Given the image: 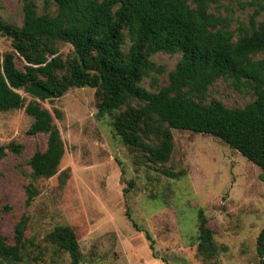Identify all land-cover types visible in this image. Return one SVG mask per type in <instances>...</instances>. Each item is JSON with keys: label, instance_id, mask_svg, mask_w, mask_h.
Instances as JSON below:
<instances>
[{"label": "trees", "instance_id": "trees-1", "mask_svg": "<svg viewBox=\"0 0 264 264\" xmlns=\"http://www.w3.org/2000/svg\"><path fill=\"white\" fill-rule=\"evenodd\" d=\"M212 1L45 0L39 13L35 0H20L21 24L0 20V35L13 48L0 61V112L23 108L20 91L43 102L71 88H93L97 119L110 117L115 136L147 163L169 161L171 130L177 129L217 138L257 166L264 181V19L256 20L264 14V0H253L248 25L236 31L210 11ZM51 4L54 13L48 11ZM59 44H68L70 54L60 56ZM158 54L179 55V60L168 72L167 84L149 91L142 82L164 72L151 60ZM16 59L23 62L22 69ZM219 79L251 93L252 101L242 108L207 102L209 87ZM25 112L33 119L27 134L47 135L45 150H36L28 161L31 175L49 179L64 154L59 131L38 103H28ZM8 148L21 151L15 144ZM3 151L1 147L0 158ZM37 194L26 187V206ZM25 225L24 219L15 225L12 244L0 234V264L22 261ZM197 227L198 254L216 258L219 249L202 210ZM45 238L68 255L70 264H80L71 226H55ZM257 252L264 254V230L257 237ZM162 261L172 264L179 258L171 253Z\"/></svg>", "mask_w": 264, "mask_h": 264}, {"label": "rangeland", "instance_id": "rangeland-1", "mask_svg": "<svg viewBox=\"0 0 264 264\" xmlns=\"http://www.w3.org/2000/svg\"><path fill=\"white\" fill-rule=\"evenodd\" d=\"M44 1L35 0L39 13ZM210 6L231 31L247 26L256 7L253 0H213ZM54 10L51 4L48 11ZM262 19L264 14L256 17ZM0 20L19 26L20 0H0ZM12 50L11 41L0 35V61ZM70 52L68 44L58 45L60 56ZM151 60L164 72L142 85L155 91L167 84L179 55L158 54ZM15 64L19 69L24 65L20 59ZM20 94L23 108L0 112V234L12 244L15 225L26 222L23 259L14 264H70L68 255L45 238L58 225L73 228L80 264H165L162 258L171 253L179 258L172 264L264 261L257 252V237L264 230V181L260 169L237 151L210 135L172 129L169 161L153 165L120 142L110 117L97 119L95 89L71 88L43 102ZM252 99L251 93L219 79L209 87L206 101L242 108ZM30 102L50 112L64 146L57 173L49 179L33 178L28 163L47 142V135L27 134L33 121L25 112ZM9 144L21 146L20 153L11 152ZM28 186L38 194L26 206ZM198 210L219 249L214 259L196 250Z\"/></svg>", "mask_w": 264, "mask_h": 264}, {"label": "crops", "instance_id": "crops-1", "mask_svg": "<svg viewBox=\"0 0 264 264\" xmlns=\"http://www.w3.org/2000/svg\"><path fill=\"white\" fill-rule=\"evenodd\" d=\"M152 263H153V262H152ZM152 263H151V264H152ZM155 263H156V262H155ZM149 264H150V263H149ZM156 264H157V263H156Z\"/></svg>", "mask_w": 264, "mask_h": 264}]
</instances>
